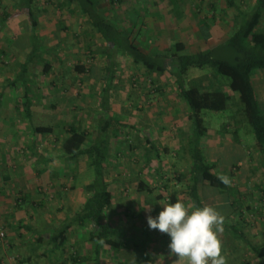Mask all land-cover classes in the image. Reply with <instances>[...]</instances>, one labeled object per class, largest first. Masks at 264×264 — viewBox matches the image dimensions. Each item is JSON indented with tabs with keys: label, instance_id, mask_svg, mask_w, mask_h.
Here are the masks:
<instances>
[{
	"label": "rangeland",
	"instance_id": "obj_1",
	"mask_svg": "<svg viewBox=\"0 0 264 264\" xmlns=\"http://www.w3.org/2000/svg\"><path fill=\"white\" fill-rule=\"evenodd\" d=\"M33 1L37 6L36 35L43 41L39 57L33 58V62L29 64L26 80L34 89V94L41 95L38 85L47 86L50 93L46 92L44 99L47 104L55 103L56 107L54 109L49 107V113L43 111L33 113L31 111L32 119L24 118L22 120L20 117V125L14 119L16 115L12 114L11 117L14 118L9 122L7 120L6 123L9 125L5 124V126L15 130L19 127L23 128L25 125L31 129V126L35 124L52 123L55 125V131L50 135L37 137L42 139V145L37 150L40 157L29 155L24 161L36 178L32 181V185L30 183L31 187L36 186V181H41L43 187L40 186V188L44 189L45 194L44 197H40L43 199L38 201V203L42 202V206L37 207L38 209L34 208L35 215L32 218L33 225L36 222L38 224L36 231L38 234L30 230L26 233L17 231L18 239L12 238L9 241L5 230L0 225V231L4 233V237L0 239V264H95L92 244L88 241L89 232L94 229L93 227L71 228L68 232V241L56 250L50 249L53 248L50 236L54 233V230L50 228L58 227L69 217L79 199H83L85 188L92 180L93 173L89 160L83 158L73 165L66 162L60 156L61 143L65 137L64 130L71 122L75 121L79 127L89 130V132L94 131L95 119L92 117L99 118L100 114L98 113L101 111L99 96L102 94L103 87L102 66L111 67L113 61L117 64L119 62L120 67L116 70V80L112 85L110 75L112 70L107 71L108 75L105 73V81L110 84L109 103L115 110L112 114L132 105L131 115L126 116V112H124L119 114L118 118L120 117L121 121L127 125H136L135 129L143 130V134L139 135L134 131L130 136L124 134L118 138H111V159L105 165L109 190L113 193L114 200L108 216L110 224L126 232L129 238L131 237L130 240L139 238L141 251L135 248L133 243L132 246L124 247L125 249L118 254L107 248L105 252H102L101 264H118L120 262L133 264V257L140 258L141 252L148 254L154 264H160L159 260L163 261L162 259L167 262L164 264H169L168 260L174 255L170 253V237H166L159 230H151L148 227L147 217L149 215L157 216L163 209L162 204H167L165 200L155 199L161 193L160 189L166 182L170 189H177L181 195L183 194L186 204L192 205L186 193L187 171L191 165V159L186 157L181 149L184 131L189 132L190 130L187 119L188 107L170 86L165 87L164 92L162 89L161 92L150 93L148 91L149 84L144 78V70H137L129 60L125 59L126 57H123L121 50L114 51L112 59H109L105 54L107 47L104 46L102 37L91 31L83 16L76 14L77 7L59 9L55 6L56 0ZM170 1L172 4L174 3V0ZM223 1L215 0L214 5L217 13L220 11H217L216 5ZM138 2L139 0L124 1L120 8H115V12L106 11L105 13L109 16L112 15L113 22L119 25L117 20L120 21L122 11L126 8L131 14V19L135 18L134 20L138 21L140 19V16H137V11H140ZM144 2L145 0H141L139 5H143ZM3 4L13 7L15 1L3 0ZM101 6L107 8V2L102 3ZM9 9V12L13 14V8ZM252 9L247 7V12L250 13ZM117 16L119 17L116 18ZM27 20L26 15L15 13L0 28V50L5 48L4 53L0 52V86L8 78H14L13 75L20 71L17 63H23L28 58L32 40L29 38L30 25ZM110 20L112 21L111 18ZM148 21L146 18V22ZM135 25L134 21L129 24L130 27H135ZM122 26L124 27V23L119 25V29H122ZM137 26L140 27L141 23ZM260 26L264 27V18ZM77 61L90 64L94 68V73L90 75L88 82L84 83L83 75H78L73 71ZM48 62L51 64L50 74H45L43 67ZM196 75L197 73L192 71L190 77L193 79ZM212 78L214 80L212 82L222 87L225 86L221 78L215 76ZM255 84L257 85L258 82L256 81ZM10 90L12 93L9 95L5 93L1 102L6 101V97L9 96L10 103H12L17 96L23 95L24 92L21 85H18V88H10ZM259 93L262 95V88L259 89ZM238 96V93H233L234 99L229 102L224 111L203 110L202 112L205 126L208 128V134L202 140L204 153L209 161L216 163L215 172L221 177H227L230 183L227 184L229 187L225 188V193L210 187L207 183L201 189L210 205L217 208L224 218L227 215L234 216L235 209L241 207L237 210L242 209V214L251 223L243 226L247 239L264 256V199L263 191L257 188L259 185L264 190V156L255 148L252 129H247V125L240 121L241 117L237 113ZM260 106L264 111V97L263 100H260ZM11 121L14 122L11 123ZM224 127L228 130L226 133L223 131ZM237 128L239 140L233 134ZM26 138L28 141V136ZM148 138L155 143L156 151L150 148ZM14 146L19 148L18 145ZM34 149L35 147L32 148V152ZM148 149H150L149 152H147ZM16 152L21 151L17 150ZM46 157H51V159L47 160ZM146 159H148V167H145ZM52 160L54 162H51ZM19 162L21 161L17 158L10 162V167H12L10 171L16 169L15 165L17 166ZM40 164L45 167L38 168L37 165ZM53 164H58L59 167L56 166L52 169L50 166ZM232 165H237L238 168L235 169L234 178L231 179L230 168ZM5 166L6 164L0 165V187L3 184L1 177L7 172ZM17 167L19 168V166ZM47 168H49L48 176L46 175ZM53 170L59 171L55 173ZM145 176L150 177H147L149 187H152L150 192L139 191V182ZM59 188H61L60 191H58ZM60 192H65L63 204L59 201ZM32 198L33 196H31ZM233 199L237 200V203H234ZM259 203H261L262 209L259 208ZM144 207H151V211ZM37 212H40L41 215ZM43 212L49 217L46 221L52 223L49 229L45 224ZM41 217L44 219L43 221L40 220ZM44 228L47 229L43 231ZM39 232H42L43 235L44 242L42 243L37 241ZM224 235L225 233H220L219 238L224 250L222 254L226 257L227 264H245L246 261H251V264H260L261 256L246 247L243 241L235 240L230 234L228 236L234 239L232 245L228 242L230 238L227 235L224 237ZM224 241L228 242L226 246ZM76 253L79 254V257L87 258L74 263L71 255H76ZM149 256H143L145 262H148Z\"/></svg>",
	"mask_w": 264,
	"mask_h": 264
},
{
	"label": "trees",
	"instance_id": "obj_2",
	"mask_svg": "<svg viewBox=\"0 0 264 264\" xmlns=\"http://www.w3.org/2000/svg\"><path fill=\"white\" fill-rule=\"evenodd\" d=\"M14 1L15 5L9 7L4 6L3 0H0V28L15 13H22L27 16V22L30 25L29 38H31L32 42L27 60L23 63H17L20 71L13 75L14 78H8L0 86V103L2 96L8 89L11 91L10 88H18L16 84L21 85L24 88L23 95L17 96L12 104L15 108L16 117L20 116L24 120V118L32 119L31 107L36 99L33 93L34 89L26 80L27 71L29 64L33 62L32 59L39 57L43 39L36 35L35 29L38 26V21L35 18L37 6L34 5V1ZM225 1L227 7L236 10V15L233 17V30L226 41L213 48L199 50L193 54L185 52L184 43L176 42L170 49L164 52H156L153 55L143 53L134 43L133 38H131V31L122 33V29H119V25H121L120 21L117 20L119 22V25H117L113 22L112 15H106V11L115 12V8H120V5L124 2L123 0L55 1V6L59 9H68L71 6L77 7L76 14L83 16L90 26L91 31L102 37L104 46L107 47L105 54L109 59H112L114 51H118L119 49L122 51L121 54L123 57H126L125 59L129 60L137 70L140 71L143 69L145 72L144 78L149 84L148 91L150 93L161 92L162 89L164 90L165 87L171 85L177 96L188 107L187 119L190 130L189 132L184 131L185 134L183 135L181 149L186 157L188 156L191 159V165L187 171L186 193L190 198L189 201H191L192 206L195 207L211 206L207 199H204L199 192V187H203L205 183L210 187L219 189L223 193H225V188L229 187L223 183L221 176L215 172L216 163L209 161L204 153L202 140L208 134V128L205 126L202 117L203 110L213 112L224 111L227 109L229 102L234 99L233 93H238L237 113L241 117L240 121L247 125V129H252L255 138V148L264 156V111L260 106L253 87V73L257 70L264 69V27L260 26L264 18V0H255V4L250 13L247 12L244 6L240 5L238 0ZM104 2H107V8L101 6ZM9 8H13V14L9 12ZM213 8H215L214 4ZM44 11L46 12L45 8ZM203 27L205 28V25ZM4 51L5 48L0 50L1 53H4ZM122 55L119 54V56ZM56 59L58 60L57 56ZM119 65V62L117 64V62L113 61L111 67L102 66L103 87L102 94L99 96L101 111L98 113L100 114L98 115L99 118L92 117V119H95L94 131L89 132V130L82 129L75 121L71 122L64 130L65 137L61 143L60 156L72 165L83 158L88 159L93 175L91 182L85 188L86 192L82 196L83 199H79L78 204L74 207L69 217L60 223L58 227L50 228L54 230V233L50 236V240L52 238L51 243L53 248L50 249L56 250L68 241V232L71 228L76 227L82 229L87 226L93 227L94 229H91V232H89L88 241L92 244L95 264H101L102 252H105L107 248L118 254L125 249L124 247L132 246L133 243V246H136L135 248L141 251L139 248V238L130 240L131 237L129 238L126 232L110 224L108 216L114 200L113 193L109 190L105 165L111 159V138H118L124 134L130 136L134 131L139 135L143 134V130L137 131L135 129L136 125H127L121 121L120 117L118 118L119 114L124 112H126V116L131 115L132 105L121 109L120 112L116 111L112 114L115 110L111 108L109 103L110 84H107L105 80L106 75H108L107 71L112 70L110 74L112 85L116 80V70L120 67ZM50 69L51 64L48 62L44 65L43 72L50 74ZM192 69H197L204 73H212L213 77L221 78L225 86L222 87L214 82H212V87L207 86L205 84L206 76L189 79V72ZM73 71L78 75L82 74V79L85 83L90 80V75H93L94 68L90 64L77 61L73 67ZM38 88L40 90L43 89L41 86H38ZM130 95L132 94L130 93ZM50 107L54 109L56 104L51 103ZM54 126L52 123H48L47 125L35 124L31 126L30 130L35 137L50 135L55 131ZM223 131L226 133L228 130L224 127ZM233 134L239 140L238 128ZM148 141L151 145L150 148L156 151L155 143L150 141L149 138ZM50 159L51 157L48 158V160ZM236 168H238L237 165H232L230 168L231 179L234 178ZM162 187L160 189L161 193L156 197L159 200H165L167 204L175 203L177 200L185 201L184 196H182L183 194L181 195L177 189L173 190L169 188L168 182L164 183ZM257 188L263 191L264 199V190L259 185ZM151 189L144 180L139 182V191H152ZM62 194L64 195V192ZM236 201L234 200L233 202L237 203ZM259 204V208L262 209L261 203ZM240 208L235 209L236 213L234 216L227 215L225 217L223 233L227 236L232 234L235 240L243 241L246 247H249L257 255L261 256L259 262L263 264L264 256L247 239L246 230L243 226L244 224L250 225L251 223L242 214V209L240 211L237 210ZM247 209H250V207H247ZM237 216L238 218H236ZM46 229L44 228L43 231ZM33 231L36 230L33 229ZM41 233L39 232L38 237L40 243L44 242ZM166 237L169 236L166 235ZM228 237L230 238L228 242L232 244L234 239L230 236ZM228 242L224 241V245L226 246ZM47 244L49 245V242ZM222 251L224 252L223 249ZM141 253L140 258L133 257V264H154L148 254L145 252ZM143 256L150 257L148 262L144 261ZM86 258L79 257L77 253L76 255H71L72 262L74 263ZM121 264L128 263L122 262ZM245 264H251V261H246Z\"/></svg>",
	"mask_w": 264,
	"mask_h": 264
},
{
	"label": "crops",
	"instance_id": "obj_3",
	"mask_svg": "<svg viewBox=\"0 0 264 264\" xmlns=\"http://www.w3.org/2000/svg\"><path fill=\"white\" fill-rule=\"evenodd\" d=\"M139 2H141V0H139ZM139 2L138 9L140 11H137V16H140V19L138 21H135V18L131 19L130 12H128V9L126 10V8H124L120 24L124 23L122 31H131L130 34L134 43L145 54L153 55L156 52H164L165 50L170 49L176 42L184 43L185 52L193 54L199 50L213 48L222 44L229 38L233 30V17L236 15V10L227 7L225 0L216 5L218 7L217 11H220L219 13L213 8V4L216 3L215 0H174L173 4L170 0H145L143 5H139ZM238 2L246 9L247 7L253 8L255 4V0H238ZM146 18L149 20L148 22H146ZM131 21L136 23L134 28L129 26ZM140 23L142 27L137 26ZM204 25L205 28L203 27ZM192 71L197 73L195 78L206 76L205 84L209 87L212 84V81H214L212 80L213 76L211 74H206L197 69H192L189 72V79H192L190 77ZM256 81L258 82L257 85L255 84ZM16 85L18 86L19 84ZM169 86L171 87V85ZM46 87L47 86H41V88H43L41 89V95L35 93L36 99L31 107L33 113L40 111L49 113L50 104L46 103L44 99L46 96L44 95L46 92L50 93V91H48V88ZM253 87L256 97L260 102L264 97V69L257 70L253 73ZM261 88L262 95L259 93V89ZM6 93L9 95L12 92L7 90ZM10 101L11 98L9 99V96H7L6 101L0 103V165L6 164L5 169L7 171L1 177V182L3 184L0 187V225L1 228L5 230L6 237L9 241L12 238H17V231H23V233H26L28 230L32 232L33 229L37 231V222H34V225L32 223V218L35 215L34 208L42 206V202L38 203V201L43 199L40 197H44L45 195L43 192L44 189L40 188V186L43 187L41 181H36V186L31 187L32 181L36 178L24 162L29 155L37 158L40 157L37 150L39 149V146L42 145V139L35 137L32 131L25 125H23V128L19 127L15 130L9 129V126H5V124H8L6 123L7 120V122H9L10 119L14 118L11 117L12 114L16 115L15 108ZM19 118L20 116L14 118L18 125L21 123ZM13 122L14 121H11V123ZM26 136L29 138L28 141ZM14 145H18L19 148ZM33 147H35V149L32 152ZM15 150H20L21 152H16ZM15 156L21 162L17 164L19 168L15 165L16 169L10 171V169H12V167H10V162H13V160L16 159ZM46 159L48 160L47 157ZM51 162L54 161L52 160ZM40 165H37V167H45ZM56 166L57 168L59 167L58 164H53V166L50 167L53 169ZM145 167H148V159L145 160ZM48 170L49 168H47V176L49 173ZM53 171L57 173L56 171L59 170ZM147 177L150 178L149 176H145L142 180L149 185ZM204 187L205 186H203V188ZM60 190L61 188L58 189V191ZM148 192H150V190ZM199 192L205 199L206 197L203 196L201 187H199ZM59 194H61V196H59V201L63 204L65 192L64 195L62 192ZM28 195L33 196V200L31 199V196ZM37 213L40 214V212ZM44 218L45 221L46 219H49L47 214H45ZM40 220L43 221L44 219L41 217ZM45 224L50 227L52 223L46 221ZM36 231H33V233L38 234ZM164 235L166 236L167 234L164 233ZM162 260L163 261L159 260L160 264L167 263L166 260ZM178 260L180 259L172 256L168 261H170L169 264H187L186 260Z\"/></svg>",
	"mask_w": 264,
	"mask_h": 264
},
{
	"label": "clouds",
	"instance_id": "obj_4",
	"mask_svg": "<svg viewBox=\"0 0 264 264\" xmlns=\"http://www.w3.org/2000/svg\"><path fill=\"white\" fill-rule=\"evenodd\" d=\"M229 184L227 177H221ZM157 216L147 217L148 227L170 237V253L187 264H227L219 238L224 216L213 206L195 207L177 200L162 204ZM151 211V207H144Z\"/></svg>",
	"mask_w": 264,
	"mask_h": 264
},
{
	"label": "built area",
	"instance_id": "obj_5",
	"mask_svg": "<svg viewBox=\"0 0 264 264\" xmlns=\"http://www.w3.org/2000/svg\"><path fill=\"white\" fill-rule=\"evenodd\" d=\"M4 233L2 231H0V238H3Z\"/></svg>",
	"mask_w": 264,
	"mask_h": 264
}]
</instances>
